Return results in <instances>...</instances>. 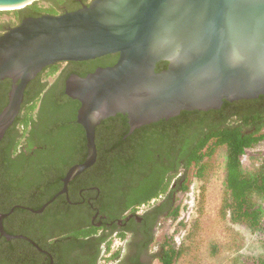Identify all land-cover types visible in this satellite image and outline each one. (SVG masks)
Wrapping results in <instances>:
<instances>
[{"label":"water","instance_id":"1","mask_svg":"<svg viewBox=\"0 0 264 264\" xmlns=\"http://www.w3.org/2000/svg\"><path fill=\"white\" fill-rule=\"evenodd\" d=\"M36 0H0V10ZM5 22V21H4ZM117 54L112 65L69 74L64 92L79 101L87 153L62 188L96 160L95 127L117 113L128 132L182 110L218 109L223 100L264 95V0H89L73 10L27 16L0 33V80H11L0 139L20 110L26 84L56 62ZM167 66L155 70L156 63ZM0 213V233L7 234ZM162 246L158 247V250Z\"/></svg>","mask_w":264,"mask_h":264},{"label":"trees","instance_id":"2","mask_svg":"<svg viewBox=\"0 0 264 264\" xmlns=\"http://www.w3.org/2000/svg\"><path fill=\"white\" fill-rule=\"evenodd\" d=\"M88 2L36 0L11 11L0 10V16L5 12H12L13 16H19L18 19L22 15L55 14L76 9ZM60 3L65 4L66 9H61ZM3 25L0 23V33L6 30L2 28ZM116 58L117 54H106L94 59L66 62L72 66V71L84 76L85 73L77 70L80 66L93 71L98 65H112ZM60 63L44 67L26 84L20 110L0 139V164L7 166L14 160V150L5 155L2 148L9 141L11 130L16 125L22 127L16 134L14 144L21 138L25 139L26 133L33 132L36 135L38 143L35 152L41 159L38 160V177L29 188L47 200L61 187V178L68 167L82 162L87 153L84 129L76 121L79 101L64 92V80L68 73H62L52 83L45 80L58 70ZM166 66L167 61H159L155 70ZM10 86L9 78L0 80V111L7 103ZM38 105L39 112L35 111ZM128 128L124 114L117 113L102 119L94 131L97 151L95 162L77 174L68 185L90 170L97 175V183L103 179L111 180L114 184V187L111 185L112 190L144 184V189L135 197L137 202H142L153 194L165 191L179 166L183 169V177L178 179L175 187L187 190L189 172L193 170L197 178H203L208 170L207 160L218 148H223L225 197L222 208L228 211L233 222L242 223L252 230L261 228L264 208L260 203L256 204L254 198L264 200V156L252 171L242 167L241 157L248 148L264 143V95L223 100L218 109L182 110L168 119H159L135 128L123 137ZM168 164L173 165L172 169L160 174L159 165ZM178 212V207H173L169 215L176 218ZM179 255V249L164 243L156 256L160 264H175ZM260 264H264V261Z\"/></svg>","mask_w":264,"mask_h":264},{"label":"flooded vegetation","instance_id":"3","mask_svg":"<svg viewBox=\"0 0 264 264\" xmlns=\"http://www.w3.org/2000/svg\"><path fill=\"white\" fill-rule=\"evenodd\" d=\"M59 7L66 9L63 3ZM27 16L30 15H22L21 19ZM18 18L15 15L11 17L13 20L0 21L4 24L2 28L15 25L21 20ZM70 67L66 61L61 62L58 70L45 80L52 83L64 72L78 75ZM77 70L91 72L82 66ZM39 110L38 105L35 111ZM20 128L16 125L11 130L9 141L2 148L5 155L14 150L13 162L7 166L0 164V213L14 207L2 219V227L7 234L18 237L8 239L0 233V264H152L158 261L156 255L160 249L155 236L162 220L170 216L175 197L181 191L175 187L183 177L180 166L165 191L142 202H137L135 197L144 189V184L112 190L111 180L97 183V175L89 170L75 178L66 193L59 194L42 211L33 212L30 208L36 210L47 201L29 188L38 177L41 156L35 152L38 140L33 132L26 133L25 139L14 144ZM172 166L159 165L158 171L167 173ZM61 188L62 185L54 194Z\"/></svg>","mask_w":264,"mask_h":264},{"label":"rangeland","instance_id":"4","mask_svg":"<svg viewBox=\"0 0 264 264\" xmlns=\"http://www.w3.org/2000/svg\"><path fill=\"white\" fill-rule=\"evenodd\" d=\"M11 11V9L9 10ZM12 12H5L0 21H10ZM264 132V128L262 129ZM223 148L207 160L208 170L201 179L189 172L187 190L175 197L176 218L162 220L155 236L159 246L164 243L179 249L175 264H260L264 261V212L261 228L252 230L233 222L222 208L225 197ZM264 156V143L248 148L241 157L246 171L254 170ZM264 208V200L254 198ZM152 264H160L154 261Z\"/></svg>","mask_w":264,"mask_h":264}]
</instances>
